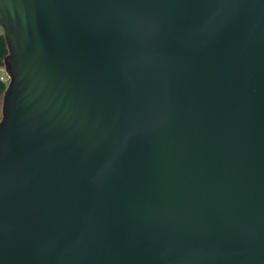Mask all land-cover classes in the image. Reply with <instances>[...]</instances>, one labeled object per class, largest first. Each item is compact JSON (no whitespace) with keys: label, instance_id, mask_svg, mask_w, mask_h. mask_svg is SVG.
<instances>
[{"label":"water","instance_id":"1","mask_svg":"<svg viewBox=\"0 0 264 264\" xmlns=\"http://www.w3.org/2000/svg\"><path fill=\"white\" fill-rule=\"evenodd\" d=\"M0 264H264V0H0Z\"/></svg>","mask_w":264,"mask_h":264},{"label":"trees","instance_id":"2","mask_svg":"<svg viewBox=\"0 0 264 264\" xmlns=\"http://www.w3.org/2000/svg\"><path fill=\"white\" fill-rule=\"evenodd\" d=\"M6 54H7V47L2 32L0 30V65H3V58ZM5 86H6V82L0 80V98L2 97V93L4 91Z\"/></svg>","mask_w":264,"mask_h":264},{"label":"built area","instance_id":"3","mask_svg":"<svg viewBox=\"0 0 264 264\" xmlns=\"http://www.w3.org/2000/svg\"><path fill=\"white\" fill-rule=\"evenodd\" d=\"M0 80L6 83L8 82V75L6 74L3 65H0Z\"/></svg>","mask_w":264,"mask_h":264},{"label":"rangeland","instance_id":"4","mask_svg":"<svg viewBox=\"0 0 264 264\" xmlns=\"http://www.w3.org/2000/svg\"><path fill=\"white\" fill-rule=\"evenodd\" d=\"M0 117H1V98H0Z\"/></svg>","mask_w":264,"mask_h":264}]
</instances>
